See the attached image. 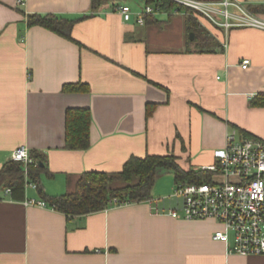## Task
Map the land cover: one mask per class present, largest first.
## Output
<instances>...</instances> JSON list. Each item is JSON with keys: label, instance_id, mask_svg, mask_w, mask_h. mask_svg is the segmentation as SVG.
<instances>
[{"label": "crops", "instance_id": "obj_1", "mask_svg": "<svg viewBox=\"0 0 264 264\" xmlns=\"http://www.w3.org/2000/svg\"><path fill=\"white\" fill-rule=\"evenodd\" d=\"M147 1L92 9L91 0H0V169L18 147L45 158L40 190L25 188L24 198L71 191L83 172L116 173L131 156L172 154L182 169H199L233 130L264 141V30L197 16L218 43L199 51L184 37V11L164 9L141 25L115 10L136 13ZM233 1L264 19V0ZM32 13L77 19L74 41L28 26ZM77 82L88 89L62 90ZM67 108L91 112L85 150L64 148ZM164 174L174 182L161 171L148 200L70 217L0 193V264H264V255L227 252L212 238L216 221L173 218Z\"/></svg>", "mask_w": 264, "mask_h": 264}, {"label": "built area", "instance_id": "obj_2", "mask_svg": "<svg viewBox=\"0 0 264 264\" xmlns=\"http://www.w3.org/2000/svg\"><path fill=\"white\" fill-rule=\"evenodd\" d=\"M164 1L173 4L170 14L181 11L179 9L183 7L216 26L264 30V19L237 1ZM115 10L123 20L129 21L134 16L141 25L145 23L146 16L163 13L160 1L147 2L136 13L127 4H119ZM248 64L249 59H243L241 67ZM11 159L24 164L32 162L25 147L14 149ZM199 170L208 172L209 179L202 183H176L172 196L177 197L178 205L168 213L176 219L216 221L220 227L214 230L212 238L225 243L229 253L264 255V141L239 135L233 130L226 134L224 146L217 153L215 162ZM28 187L36 188V184L26 181L25 188ZM8 194L10 192L6 189L4 195ZM24 203L41 207L48 205L44 200L34 198H24Z\"/></svg>", "mask_w": 264, "mask_h": 264}, {"label": "trees", "instance_id": "obj_3", "mask_svg": "<svg viewBox=\"0 0 264 264\" xmlns=\"http://www.w3.org/2000/svg\"><path fill=\"white\" fill-rule=\"evenodd\" d=\"M107 0H91V8L95 9ZM161 2L162 9H171L173 4L164 0H148ZM185 12V23L193 39L187 38V43H195L199 51H211L218 46L216 39L209 34L197 21V16L189 9ZM258 10V9H253ZM251 11V10H250ZM252 12V11H251ZM152 16H146L148 21ZM77 19H67L51 13H32L26 15L28 26L39 25L60 36L74 41L71 30ZM87 85L82 82L67 83L63 91H86ZM155 104L146 105V115L149 116ZM91 112L88 108H67L65 111V149L85 150L90 147L89 128ZM248 137V136H247ZM31 163L24 164L10 159L0 169V193L6 189L9 196L16 200L24 199L26 181L36 184L38 189L41 172L45 169L44 155L36 150L29 151ZM168 170L174 174V183H202L209 179V173L199 169H182L172 154L144 157L131 156L116 173L104 171H85L74 182L73 189L59 195L44 194L45 202L50 207L63 212L67 217L84 215L108 207L129 202H140L151 198V189L157 175ZM114 182L123 183L113 186ZM40 190V188H39Z\"/></svg>", "mask_w": 264, "mask_h": 264}, {"label": "rangeland", "instance_id": "obj_4", "mask_svg": "<svg viewBox=\"0 0 264 264\" xmlns=\"http://www.w3.org/2000/svg\"><path fill=\"white\" fill-rule=\"evenodd\" d=\"M175 17H180V18H182V16L181 15H174ZM175 25H177V24H173V26H175ZM190 33L191 32H187L186 34H185V38H188V39H190ZM193 38H194V35H193ZM186 40V39H185ZM159 181H162V182H164V183H168L167 185H166V187H164L165 188V191L164 192H166V198L164 199V202H171V203H175V201L177 202L178 200H177V197H175V196H172L173 195V193H174V189H175V183L173 182V179H172V177H171V175L170 174H164V175H162V176H160V178H159ZM123 183H121V182H114L113 183V186H120V185H122ZM178 205V203L176 204V206Z\"/></svg>", "mask_w": 264, "mask_h": 264}, {"label": "water", "instance_id": "obj_5", "mask_svg": "<svg viewBox=\"0 0 264 264\" xmlns=\"http://www.w3.org/2000/svg\"><path fill=\"white\" fill-rule=\"evenodd\" d=\"M190 39H193V33H190Z\"/></svg>", "mask_w": 264, "mask_h": 264}]
</instances>
